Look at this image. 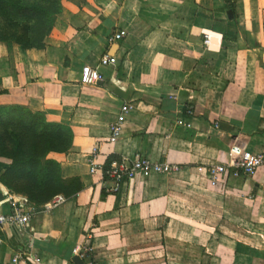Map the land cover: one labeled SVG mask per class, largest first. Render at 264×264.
<instances>
[{"label":"crops","instance_id":"crops-1","mask_svg":"<svg viewBox=\"0 0 264 264\" xmlns=\"http://www.w3.org/2000/svg\"><path fill=\"white\" fill-rule=\"evenodd\" d=\"M230 1L62 0L43 49L0 41V106L69 125L72 148L50 157L83 185L24 231L0 226V264H76L86 246L95 264H264V165L209 175L237 153H264V0H233L235 12ZM121 29L127 36L109 43ZM87 65L98 83L81 82ZM95 148L105 169L139 156L180 168L111 192L104 171L90 170ZM11 162L0 156V177ZM0 191V214L28 200L1 180ZM18 251L38 261L14 262Z\"/></svg>","mask_w":264,"mask_h":264},{"label":"trees","instance_id":"trees-1","mask_svg":"<svg viewBox=\"0 0 264 264\" xmlns=\"http://www.w3.org/2000/svg\"><path fill=\"white\" fill-rule=\"evenodd\" d=\"M235 5L232 0L227 7L235 12ZM62 9V0H0V41L43 49ZM73 138L69 125L49 122L42 112L0 106V156L12 161L1 182L37 208L57 195H76L83 188L80 179H64L60 162L50 157L68 152Z\"/></svg>","mask_w":264,"mask_h":264},{"label":"built area","instance_id":"built-area-1","mask_svg":"<svg viewBox=\"0 0 264 264\" xmlns=\"http://www.w3.org/2000/svg\"><path fill=\"white\" fill-rule=\"evenodd\" d=\"M127 36V31L124 29L118 30L108 37L109 43H117L122 41ZM210 37L206 34L205 43L209 45ZM104 65L113 64L114 59L110 56H104L101 59ZM102 79L101 73L98 68H93L91 65L84 67L81 77V82L85 85L96 84ZM131 106L124 105L122 113L118 122L111 125V135L109 141L115 143L120 138L122 132V122L126 119ZM180 122H182L180 120ZM97 149L95 148L88 160L90 170L93 174L104 171L105 178L112 180L113 185L110 187L111 192H116L120 189L123 182H131L139 176L148 177L152 174H169L179 170L180 166L174 163L165 161H153L148 157L139 156L135 159L122 158L120 160H112L107 170L105 166L98 163ZM264 165V153H237L232 161L228 164L218 163L212 164L209 168V175L213 180H218L220 176L226 173L229 167L234 169L235 175H252L255 171ZM65 201L63 195L55 196L51 201L44 204L42 209L49 211ZM12 209L7 214H0V226L12 225L20 231L26 230L32 217L36 214L39 208L30 203L28 200H15L12 199ZM91 247L86 246L83 248H75L74 254L85 260L86 264H95L94 260L90 257ZM32 260L26 252L18 251L14 256L13 261L18 262L22 257Z\"/></svg>","mask_w":264,"mask_h":264},{"label":"water","instance_id":"water-1","mask_svg":"<svg viewBox=\"0 0 264 264\" xmlns=\"http://www.w3.org/2000/svg\"><path fill=\"white\" fill-rule=\"evenodd\" d=\"M229 15L232 17L233 16V12L230 10L229 11ZM4 197H5V194L2 192V191H0V201H2L3 199H4ZM74 262L76 263V264H86L84 261H83V259H81L79 256H75L74 257Z\"/></svg>","mask_w":264,"mask_h":264}]
</instances>
